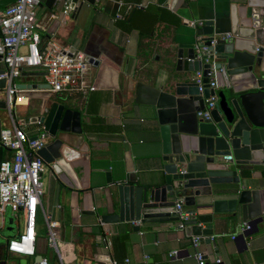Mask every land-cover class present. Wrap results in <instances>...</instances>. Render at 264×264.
Masks as SVG:
<instances>
[{
    "label": "water",
    "instance_id": "1",
    "mask_svg": "<svg viewBox=\"0 0 264 264\" xmlns=\"http://www.w3.org/2000/svg\"><path fill=\"white\" fill-rule=\"evenodd\" d=\"M12 1L0 0V8ZM93 1L71 0V17L85 12ZM175 1L170 0L169 9ZM53 4L54 0H44L39 6L49 10ZM226 19L228 39L218 38L211 44L212 37L225 33L222 19L216 17L202 21L200 27H189L190 40L177 45L174 70L166 73L162 83L131 86L134 104L144 108L151 123L147 133L158 168L145 181L129 173L115 183L104 173V189L112 199L108 212L98 217V225L136 224L131 226L136 233L138 224H176L174 205L181 199L188 216L183 222L184 237L197 238L199 245L212 242L213 228L245 224L248 228L237 235L243 241L264 227V0L232 4ZM200 47L206 51H198ZM73 52L70 48L68 55ZM85 60L93 67L98 64L89 56ZM195 72L201 73L202 92L193 79ZM207 74L214 89L207 88ZM3 87L0 80V93ZM36 87L16 85L18 90ZM38 87L46 89V85ZM209 95H215L216 103L206 122L196 112ZM4 111L0 97V114ZM21 124L41 126L46 132L48 140L36 155L51 180L75 192L96 188L77 112L58 105L41 107ZM5 150L0 145V162ZM226 156L229 162L223 160ZM197 197L201 200L196 201ZM82 213L94 215L93 211ZM10 222L6 219L5 231ZM7 240L0 232V248ZM40 258L35 255L33 263ZM0 264H5L1 254Z\"/></svg>",
    "mask_w": 264,
    "mask_h": 264
},
{
    "label": "crops",
    "instance_id": "2",
    "mask_svg": "<svg viewBox=\"0 0 264 264\" xmlns=\"http://www.w3.org/2000/svg\"><path fill=\"white\" fill-rule=\"evenodd\" d=\"M244 1L176 0L169 9L170 0H99L86 6L85 12L73 18L70 13L62 19L58 3L54 2L49 10L38 7L37 33L41 51L54 43L60 48L80 51L98 64L88 70L96 90L84 99H65L39 89L38 86L44 85V70L40 67L22 68L19 78L15 79L16 85L37 86L16 94L13 113L19 123L34 116L38 108L51 105L63 106L64 110L79 114L83 144L88 148V171L96 182V188L87 193L75 192L59 186L46 171L41 174V205L50 220L57 224L52 230L57 250L47 246L45 225L38 217L36 255L45 258L48 264H58V257L62 264H96L103 256L114 259L117 264H197L193 258L192 239L185 238L174 223L138 224L136 233L131 231V226L136 224L98 225V217L108 212L112 199L104 189V173H109L115 183L123 181L129 173L139 181L156 173V153L147 133L151 123L144 108L134 104L131 86L136 82L158 85L166 73L174 70L177 45L190 40L191 29L183 25L184 21L216 17L222 19L221 31L228 33L229 7ZM135 4L144 6L142 15L136 19L155 20L149 38L140 47L137 31L124 29L125 23L121 21L125 7ZM0 97H3L2 90ZM1 114V129L9 128L7 112ZM22 127L33 134L40 126ZM10 155V151H3L1 160ZM83 211H93L94 215L83 214ZM8 218L11 222L5 231ZM241 224L213 228L212 242L197 245L204 264H215L216 260L217 264H264V227L242 241L237 239ZM20 227V220L6 210L0 219V232L4 237H13ZM104 232L109 235L105 236ZM103 237L108 250H104L100 242ZM173 251L176 256L168 258ZM0 254L5 264H33V258L7 254L5 247L0 248Z\"/></svg>",
    "mask_w": 264,
    "mask_h": 264
},
{
    "label": "built area",
    "instance_id": "3",
    "mask_svg": "<svg viewBox=\"0 0 264 264\" xmlns=\"http://www.w3.org/2000/svg\"><path fill=\"white\" fill-rule=\"evenodd\" d=\"M54 2L60 6L59 17L67 18L71 13L69 8L71 0H54ZM39 4L40 0H14L0 8V48L2 50L0 80H4L2 98L10 120V127L0 130V145L11 152L8 158L0 162V219L8 210L20 220V230L7 240L5 251L7 254L26 258H33L36 255L37 218L40 217L45 225L47 246L55 252L57 250L55 234L52 230L57 224L50 220L49 214L43 210L41 205L43 194L41 174L45 171V165L37 157L36 152L45 145L47 136L41 126L33 134H28L21 123L16 120L13 107L16 94L21 90L16 89L15 79L19 78L22 68L40 67L44 70L43 84L46 85V89L43 90L49 94H56L65 99H84L96 90L88 74L92 65L85 60L82 52L74 50L69 56V49L60 48L54 43L45 51L39 49L40 39L37 33L39 25L36 17ZM143 7L141 4L126 6L125 12L131 9H143ZM183 23L191 28L202 25V21L199 20H188ZM218 38L228 39L229 33L212 37L211 44ZM198 51H206V47H200ZM58 55L61 56L60 59L57 58ZM207 78V88L214 89L215 83L211 75L207 74ZM193 79L198 84V91L202 92L201 73L195 72ZM215 103V95H209L203 102V109L196 112V117L208 122L210 111ZM223 160L229 162L231 158L226 156ZM182 203L180 199L174 205V214L178 218L175 228L179 231L183 230V222L188 219ZM56 208L59 209V206ZM247 228L245 224H241L239 232ZM104 235H109V233L104 232ZM104 237L100 239V242L103 249L108 250ZM197 245V238H192L191 247L195 250L193 258L197 264H204L203 254L196 250ZM175 256V251L167 255L168 258ZM123 262L126 263L127 260L124 259ZM215 263H218V260ZM33 264L48 263L45 258L41 257L37 263ZM58 264H62L59 257ZM96 264H117V262L103 256L97 260Z\"/></svg>",
    "mask_w": 264,
    "mask_h": 264
},
{
    "label": "trees",
    "instance_id": "4",
    "mask_svg": "<svg viewBox=\"0 0 264 264\" xmlns=\"http://www.w3.org/2000/svg\"><path fill=\"white\" fill-rule=\"evenodd\" d=\"M142 9H131L123 15L121 21L125 23L124 29L126 30H136L139 37V47L149 38L152 31V27L155 20H148L144 17L141 19H136L139 15H142Z\"/></svg>",
    "mask_w": 264,
    "mask_h": 264
},
{
    "label": "rangeland",
    "instance_id": "5",
    "mask_svg": "<svg viewBox=\"0 0 264 264\" xmlns=\"http://www.w3.org/2000/svg\"><path fill=\"white\" fill-rule=\"evenodd\" d=\"M39 223H40V225H42V221H41V219L39 218ZM44 227L43 226H41V230L43 229ZM44 230V229H43ZM1 243V242H0Z\"/></svg>",
    "mask_w": 264,
    "mask_h": 264
},
{
    "label": "flooded vegetation",
    "instance_id": "6",
    "mask_svg": "<svg viewBox=\"0 0 264 264\" xmlns=\"http://www.w3.org/2000/svg\"><path fill=\"white\" fill-rule=\"evenodd\" d=\"M46 133V132H45ZM46 136H47V134H46ZM47 140H48V137H47ZM47 142V141H46ZM46 171V170H45Z\"/></svg>",
    "mask_w": 264,
    "mask_h": 264
}]
</instances>
